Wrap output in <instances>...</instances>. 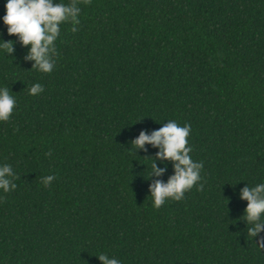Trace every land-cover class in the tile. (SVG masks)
<instances>
[{"label": "trees", "instance_id": "16d2710c", "mask_svg": "<svg viewBox=\"0 0 264 264\" xmlns=\"http://www.w3.org/2000/svg\"><path fill=\"white\" fill-rule=\"evenodd\" d=\"M78 6L49 73L0 22V39L13 41L0 86L16 100L0 121V164L16 184L0 190V264H102L100 253L121 264H264L240 198L264 182V0ZM32 83L43 91L30 95ZM168 120L190 125L202 187L153 208L149 185L174 162L133 140Z\"/></svg>", "mask_w": 264, "mask_h": 264}, {"label": "clouds", "instance_id": "9594fccd", "mask_svg": "<svg viewBox=\"0 0 264 264\" xmlns=\"http://www.w3.org/2000/svg\"><path fill=\"white\" fill-rule=\"evenodd\" d=\"M87 2V0H84ZM5 14L0 16V22L6 26L7 33L17 36L22 45L30 46L25 59L33 62L32 67L36 70L49 73L55 65L56 48L54 41L60 34V24L70 21L71 31L76 32L80 24V7L78 0H5ZM13 41L0 39V52H13ZM43 91L40 83H32L28 87L30 95H38ZM16 104L15 97L10 94L9 87L0 86V121H7ZM190 132V125L184 123L179 125L175 120H168L158 129L145 133L140 131L133 140L136 148H144L150 144L156 147V158L173 161V174L166 182L156 180L149 185L152 207L159 208L166 199L181 200L185 191L196 184L197 188L202 185L200 181V170L202 162L194 161L189 153L192 146L186 139ZM164 171L158 168L155 161L151 160V171L149 174L159 176ZM15 174L12 167L5 163L0 164V190L4 193L14 190L16 184L13 182ZM54 179L53 175L42 177L44 186L49 185ZM264 182L258 183L255 187L244 186L240 190V198L247 200L244 209V218L249 225L247 234L253 239L255 244L261 249L264 248ZM102 264H121L115 257H110L104 253L98 255Z\"/></svg>", "mask_w": 264, "mask_h": 264}]
</instances>
